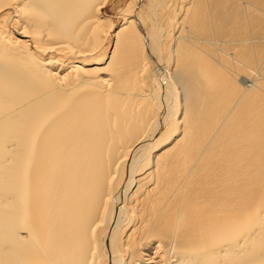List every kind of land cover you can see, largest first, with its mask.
Here are the masks:
<instances>
[{
    "label": "bare ground",
    "instance_id": "1",
    "mask_svg": "<svg viewBox=\"0 0 264 264\" xmlns=\"http://www.w3.org/2000/svg\"><path fill=\"white\" fill-rule=\"evenodd\" d=\"M105 1L0 0V264H264V0Z\"/></svg>",
    "mask_w": 264,
    "mask_h": 264
},
{
    "label": "rangeland",
    "instance_id": "2",
    "mask_svg": "<svg viewBox=\"0 0 264 264\" xmlns=\"http://www.w3.org/2000/svg\"><path fill=\"white\" fill-rule=\"evenodd\" d=\"M128 2L129 0H106L101 13L111 22L113 21L116 26H119L124 22L120 15V9H122Z\"/></svg>",
    "mask_w": 264,
    "mask_h": 264
}]
</instances>
